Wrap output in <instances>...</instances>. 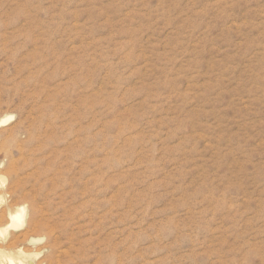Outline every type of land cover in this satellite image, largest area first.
Returning <instances> with one entry per match:
<instances>
[{"label":"rangeland","instance_id":"rangeland-1","mask_svg":"<svg viewBox=\"0 0 264 264\" xmlns=\"http://www.w3.org/2000/svg\"><path fill=\"white\" fill-rule=\"evenodd\" d=\"M0 264H264V0H0Z\"/></svg>","mask_w":264,"mask_h":264},{"label":"bare ground","instance_id":"bare-ground-1","mask_svg":"<svg viewBox=\"0 0 264 264\" xmlns=\"http://www.w3.org/2000/svg\"><path fill=\"white\" fill-rule=\"evenodd\" d=\"M7 120L2 121V123L6 122ZM24 212H25L24 208H20L15 213H13V214L11 213L10 214V224L7 226V228L8 227H19V226H21L23 224ZM6 229H4V231ZM1 255H3V254L1 253ZM19 261H21V260H19Z\"/></svg>","mask_w":264,"mask_h":264}]
</instances>
